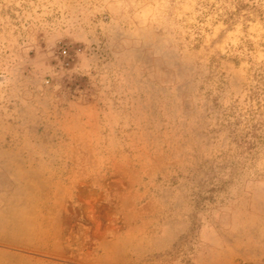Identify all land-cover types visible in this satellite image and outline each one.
Instances as JSON below:
<instances>
[{
    "label": "rangeland",
    "instance_id": "obj_1",
    "mask_svg": "<svg viewBox=\"0 0 264 264\" xmlns=\"http://www.w3.org/2000/svg\"><path fill=\"white\" fill-rule=\"evenodd\" d=\"M0 264H264V0H0Z\"/></svg>",
    "mask_w": 264,
    "mask_h": 264
}]
</instances>
